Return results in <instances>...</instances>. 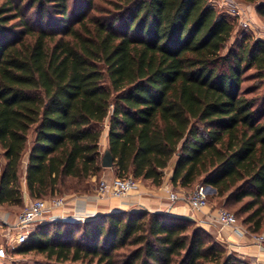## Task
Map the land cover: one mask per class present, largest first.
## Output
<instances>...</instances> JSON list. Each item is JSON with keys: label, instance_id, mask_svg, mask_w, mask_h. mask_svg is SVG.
I'll use <instances>...</instances> for the list:
<instances>
[{"label": "trees", "instance_id": "trees-1", "mask_svg": "<svg viewBox=\"0 0 264 264\" xmlns=\"http://www.w3.org/2000/svg\"><path fill=\"white\" fill-rule=\"evenodd\" d=\"M98 1L110 6L0 0V206L86 193L106 122L117 177L159 186L176 156L172 186L213 187L260 233L264 100L242 83L250 69L264 79V40L210 0ZM239 1L264 19V0ZM29 252L44 261L26 264H249L193 219L144 209L39 225L12 254Z\"/></svg>", "mask_w": 264, "mask_h": 264}, {"label": "crops", "instance_id": "crops-1", "mask_svg": "<svg viewBox=\"0 0 264 264\" xmlns=\"http://www.w3.org/2000/svg\"><path fill=\"white\" fill-rule=\"evenodd\" d=\"M210 2L218 7H222L223 0H210ZM259 21V19H258ZM107 123L104 122L103 130L99 139L100 150L103 151L107 146ZM176 156L172 157L171 164L166 168L164 178L159 186L153 185L150 180H138L140 189L132 191L123 198L100 197L96 189L90 186L86 193H70L66 194L65 205L62 211L66 214L77 215L89 219L100 214L110 213L123 210H139L144 209L151 212H166L171 215L185 216L193 219L202 225L203 229L218 241L227 251L235 252L241 259L249 264H264V244L259 245L255 242L254 237L263 233H253L246 229L241 223L243 232L235 234L230 228L221 227L215 218V206L208 200V205L198 211H192L183 200L171 203L168 199L169 191L173 190L178 194L186 188L180 186H172L169 176L172 172V163ZM108 178H115L113 167L105 168L102 172ZM96 177H92L91 181H95ZM195 187V186H194ZM206 188V185H205ZM207 191V190H206ZM215 192L207 191V194ZM30 197L24 193L23 203H27ZM9 220L13 218L12 214L0 211Z\"/></svg>", "mask_w": 264, "mask_h": 264}, {"label": "built area", "instance_id": "built-area-1", "mask_svg": "<svg viewBox=\"0 0 264 264\" xmlns=\"http://www.w3.org/2000/svg\"><path fill=\"white\" fill-rule=\"evenodd\" d=\"M221 9L236 19L237 25L250 30L255 38L264 40V24L258 23L247 14L245 6L239 0H223ZM140 189L138 181L130 175L124 177L108 178L102 175L98 180L96 192L100 197L123 198L132 191ZM171 203L183 200L192 210L198 211L208 205V194L204 185H196L191 193L171 190L168 193ZM65 197H47L30 199L24 204L12 219L0 214V264L10 262L12 252L17 245L24 242L31 232V224L43 220H85L84 217L66 214L62 211ZM215 218L221 227L230 228L235 234H241L243 228L236 215L222 205L215 208ZM259 245L264 244V234L254 237Z\"/></svg>", "mask_w": 264, "mask_h": 264}, {"label": "rangeland", "instance_id": "rangeland-1", "mask_svg": "<svg viewBox=\"0 0 264 264\" xmlns=\"http://www.w3.org/2000/svg\"><path fill=\"white\" fill-rule=\"evenodd\" d=\"M241 2V1H240ZM246 10H247V14L254 18L255 21H257L258 23H262L264 24V19L263 18H259L258 14L256 13V5L255 4H247V3H243L241 2ZM97 5L99 6H103V7H109L110 5L108 3H105V2H100L97 0ZM217 8H220L218 6H216ZM223 10V9H222ZM27 17H31L32 20H34L35 18V12H34V8L32 7L29 12L27 13ZM232 18H234L232 16ZM259 19V21H258ZM235 20V19H234ZM235 32H244V33H247V34H251L253 37H254V34L250 31V30H244L242 28H240L238 25H237V22H235ZM255 38V37H254ZM245 77H244V81L242 83V90L245 92V94L248 96V97H257L258 101L259 100H264V79H259L257 78L255 75H254V70L253 69H250V70H247L245 72ZM2 160V159H1ZM103 174H99L98 177H96L95 181H91L89 184L91 186H93V188L96 189L97 187V184H98V180L101 178ZM194 189L191 188V189H184L182 192H188V193H191V191ZM68 194V193H67ZM70 194V193H69ZM66 193H57L54 195V197H61V196H65ZM208 200H209V197H211L210 195L211 194H208ZM32 199V198H30ZM29 199V200H30ZM28 200V201H29ZM27 201V202H28ZM210 202L216 207L218 206H221V205H218V198H212L210 199ZM24 206L21 205V206H8V205H2L0 206V211L1 212H4V213H9V214H12L15 215L18 211H20L22 209V207ZM239 206V204H234L233 206H223L225 209H227L228 211L234 213L236 215V217L238 218V220L240 221V217L238 216V214L235 212L236 208ZM58 221H61V220H54V221H50L48 219L46 220H43V221H37V222H34L31 224V229H35L37 226L39 225H43V224H48V223H52V222H58ZM62 221H75V222H82V221H78L76 219H72V220H62ZM195 226H198L200 227L201 229H203L202 225L199 224L198 222L195 221ZM48 229H52L53 228V224L52 225H48L46 226ZM204 230V229H203ZM260 233H263L264 234V226H263V229L261 230ZM12 259L10 262H6L5 264H26V263H34V262H43L44 261V258L40 255V254H37L35 252H29V253H26V254H17V253H13L12 255Z\"/></svg>", "mask_w": 264, "mask_h": 264}, {"label": "water", "instance_id": "water-1", "mask_svg": "<svg viewBox=\"0 0 264 264\" xmlns=\"http://www.w3.org/2000/svg\"><path fill=\"white\" fill-rule=\"evenodd\" d=\"M113 160H114L113 156L110 153L109 149L105 148L102 151L101 158H100L101 166L104 167V168H110V167L113 166ZM206 190L215 192V189L213 187L209 186V185H206Z\"/></svg>", "mask_w": 264, "mask_h": 264}]
</instances>
